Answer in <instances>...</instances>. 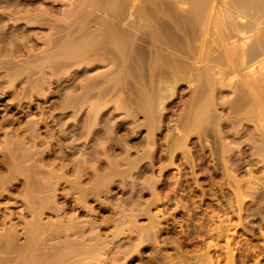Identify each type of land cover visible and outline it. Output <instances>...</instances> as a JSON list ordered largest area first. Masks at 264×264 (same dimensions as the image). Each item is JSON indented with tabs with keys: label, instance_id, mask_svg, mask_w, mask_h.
I'll return each instance as SVG.
<instances>
[{
	"label": "rangeland",
	"instance_id": "1",
	"mask_svg": "<svg viewBox=\"0 0 264 264\" xmlns=\"http://www.w3.org/2000/svg\"><path fill=\"white\" fill-rule=\"evenodd\" d=\"M81 1H83V2H81ZM81 1L80 0H54V1L53 0H0V26H1V28H0V36H1L0 37L1 38L0 39V44H1L0 45V92H1L0 93V130L2 131V132H0V177H1V179H3L5 181L4 182L5 184H3V185L4 186L6 185L2 189V191L4 190L3 194L1 195L2 197L0 196L1 197L0 198V212H1L0 214L4 213L2 215H4L5 217H7V216L10 217V218L8 217L10 219V221H9V219L7 220V218H6V221L4 223H0V225H1L0 230L2 231V229H3L2 227L4 225H2V224H5V226H6V227H4L3 231L5 230V228H7V226L9 227V224L11 223L12 220H13V222L18 220L19 222L17 221L14 224H16V226H17L20 223L18 226L22 227L23 223L20 221V219L18 217L19 216L20 217L25 216L27 218V216L24 213L19 212L20 210L22 211V209H21L22 207L19 206L20 204L18 203V202H20V200L23 196V192L21 191V189L23 188L24 177L23 176L20 177V173L19 174L15 173V171L13 170V166L12 167L10 166L12 164L11 162H13V160H12L13 157L16 156L17 152H18L17 150L14 149L15 148L14 147L15 146L14 141H16V139L21 137L20 139L24 140L25 147H26L27 151L31 150L35 147V149L33 150L34 153L32 150H31L32 152L31 151H29V152H31V154L33 153L32 155L30 154V156H33L32 157L33 160H37V165H38V163H39V165H41V163H42L44 165V169H46V170L53 169L54 171H57V172H60V171L63 172V170H66L69 174L68 175L69 177L71 175V173L69 171L72 170V167L75 166L76 162L79 163V161L81 162V160L83 162V158H85L86 164L91 166L92 161L89 159V157L92 154L99 155L98 158H100V156H101L100 160L103 159L101 161L100 160L98 161V166H99L98 171H99V173L101 172L103 174V172H104L103 170L105 167L103 166L102 163H103V161H106V157H108V156H106L108 154L106 152H108V147L111 144V147L113 146L112 147L113 154H112L110 160H112V161H119L121 159L120 157H123L125 155L123 149H130V157L132 159L138 158V156H137V153H138V155L139 154L141 155V156L140 155L139 156L142 157L141 158L142 160H143L144 154L146 157L149 158V160H147V158L145 156H144L146 159L145 161L140 162V161H142L140 159L137 162L138 166L135 165V167L136 166L137 167L136 168L134 167L133 168L134 171L132 170L129 173L130 177L129 176L127 177L126 183L121 184L123 181L121 182L120 178H115V183L109 187L112 190L109 189V191L107 193H103L105 195V197L103 194L97 196L99 198L101 197V199H100L101 201H99V199H97V197L92 199L93 201L92 200H90V202L88 201L89 207L90 208L92 207V209L94 211V214L90 213V214H93V215H90V217L92 216L91 218H93L98 224L100 223L99 226H101V227H99L98 231H100V233L102 231L101 235L103 238H107L110 236L109 238L111 239L113 237L112 236V230H114V227L112 226L113 223L111 224V222L114 221L112 219H116L115 221H117L119 219L120 214H121L120 212L123 211V205L122 204H124V206H126V207H124V213H126L127 215L131 214L130 212L132 210H133L132 213H136V214L138 213L139 214V212H140V214H142L144 205H146V204L148 205V202L150 201V199H151V201L154 200V198H153L154 196L151 194L153 192V190L155 191V194H157L159 192L157 194L158 197L161 194V197L163 199L161 197H159L160 201L157 203V205H156L157 201L156 202L153 201V203L150 206L149 213L148 212L146 214L143 213L142 215H144V216L139 214L138 224L139 223H140L139 225L142 224L141 226L145 225L144 221H145V223H146V221L148 222L149 217L153 216V214H154V216H156L155 214L159 210V212L161 211L163 213V214L161 212H160V214H159V212L157 213L158 219L162 220L161 225H160V227H162V231L160 234H158V240H156L157 242L154 239H151V240L148 239V240H144L142 242L141 238L129 237L127 235L129 237L128 238L127 236H125L128 232L125 233L124 235L123 234L119 235L118 237H116L113 240V242H112L113 244L112 243L109 244L110 246L108 245L107 247L104 248V250L99 249L101 252L98 250L97 254L100 256L96 255V258L100 262L98 260L94 259L95 257L93 258L94 262L91 260H90L91 262L90 261H86V262H89L90 264H155V263L156 264H170V263L171 264H174V263L175 264H197V262H198V264L199 263L201 264V262H203L204 264H206L207 262L209 264H230V263L231 264H264V237H263L264 236V190H263V188H264V181H263L264 180V167H262V166H264V162H263L264 152H262L260 150L262 143L258 142L259 141V138L257 135L258 134V132H257L258 127L254 126L256 124L258 125V123L255 122V121H257V118L253 117L251 119V117H250L251 121H254L256 119L254 122H251L250 120L244 122L245 124L243 122H241L242 123L241 127L239 126L240 125V123H239L238 129L240 131V128H241L242 132L237 131V129L235 130V126L233 127L234 130L232 127H229V126H226L227 128H225L224 127L225 122H222V120L224 121V119H225L224 116H227L229 111L226 110V108H223V106H218V108L216 110L217 111L216 114L222 119V120L220 119L221 120L220 124L221 123L222 124L221 125L219 124L220 126H218V127H220V128H217V127H214L211 125L209 127V130L212 131L211 136H209L210 133L208 135L204 134L205 137L209 136L208 138H204V136H202L203 135L202 133H201L202 135L201 134H199V135L198 134L197 135L192 134V135L187 136L181 130H179L180 134L177 132L175 134V132H173V130L171 131V129H173L174 126L173 125L168 126V125L173 123L174 122L173 120H175L177 118L179 111L180 112L182 111L181 108L183 106L182 104H184L183 102H185L186 100H188L192 96V83L193 82L189 83V81H186V82L184 81V82H181V84L177 87V89H176L177 94L173 98L168 100L170 104L169 103L167 104L168 105L167 106L168 112H167V114L165 113V117H164L165 119H163V123H164L163 127H161L160 130L157 129L155 131V133H152L153 137L155 138V139H153L155 141V143H154V141H153V143L152 142H150L149 144L146 143V140L152 134L150 131H148V129H146V127H143V125H141L143 123L142 121H144L143 116H134V115L129 116V115H127L126 111L123 108L121 109V103L124 101L125 96H126L125 94H124V96H123V94L120 95L121 92L120 93L118 92V95L116 94L117 97L114 95L113 96L114 98L111 96V94H109V96L114 99V102L109 96L108 97L111 100L108 97L105 98L106 95L103 97L102 100L107 99L104 102H106V103L109 102V103L108 104L105 103L103 105L104 102L101 100L103 102L101 104L104 107L101 108L102 107V105H101L100 109L102 111L100 110V113L98 114L100 124L97 123V125H95V128L92 129L93 131H90V133H89V129H87L89 127L88 124L90 123L91 118L93 119L90 107H92V104H94L93 101L96 98H97V100H96V102L95 101L94 102L95 103L99 102V100H98L99 94L101 95V93H103V90L105 91L104 86L108 85V84L104 85V80H105L106 75L112 73V71L114 69H115V72L118 69L116 67H114L113 70L111 71L112 64H110L111 62H109L110 60H108L107 58H102V60L99 59V61H97L94 58H91L90 60L79 61V64H77V63L75 64L73 62L68 63L67 67L66 66H57L56 64H54V66L49 65V66H47V68L45 66V68L43 69V71L45 73L41 70V72H43L42 73L43 78H40L42 74L38 73V71L40 70V66L38 67V65H40L39 62H41L42 60L44 61L45 60L44 58L48 55L47 52L50 51V53H51V50H53L52 48L50 49V46H51L50 42L52 43L51 47H53L52 41L56 38V37H54V35L56 34V30H57L56 28L61 29V28H63V26H64V28H67V26L70 25L73 21L82 19V18L79 19V16L80 17H81V15L84 16L83 13L85 14V17L83 19L84 20L88 19L90 21L89 24L92 23L90 25V26H92V29L94 28V26H98L97 23L100 22L101 19H102V21L104 19V21H106V22L109 21V19H111V16L109 18V16H108L109 14L108 13H107L108 15L106 14L105 9L101 8L99 11V9L95 7V2H97V1H98V3L101 2L102 3V4L100 3L101 5H103V3H104V5H106V7H107V10L109 7L111 8V6L113 5V2H111V1L107 2L108 0H104V1L95 0V2L93 4L94 0H81ZM228 1L229 0H211L213 12H212V10H210V14H212L214 17L212 16L210 18V20L213 19L212 22L213 21L214 22L212 23L210 21V23H209L210 30H209V28L207 29V30H209V32L208 31L206 32V34H205L206 38L205 37L203 38L200 36L202 39L199 38L194 43V46L200 47V52H201V46H204V44H207L208 48L205 45L206 47L204 46V48H203L204 50H203L202 55L200 52L198 53V55L203 56V60H205L204 61L205 63H203V65L208 63L209 57H210V59H209L210 63H208V64L211 67H213L214 62L210 61V60H214V61L217 60L218 63L216 61L214 63V65H217V64L218 65L213 67L214 69H218V67H219V69H220V67H221V69H223L224 67H228L230 69V66H232L231 63H228L229 61H226V60L223 61V59L225 58V56H223V53H224V55L226 53V52H224L225 51L224 48H223L224 51H221L222 49L221 50L219 49V48H222L224 46V43H222L223 42L222 41L223 28L225 29V31L232 29L231 26L229 25L230 23L228 24V22L230 21V18H228L229 15H227V18L225 15V13L228 14V12L230 10H233L232 8H228L229 6H227L224 3V2H228ZM18 2H20V3H18ZM105 3H107V4H105ZM77 5L79 6V8ZM81 5H82V7H81ZM91 6H93V7H91ZM189 6H190L189 3L186 2L183 4L179 3L178 5H176V7H173L174 10L172 12H173L174 17H176L181 22H184V20H185V22H188L190 20V23H191V21H192L191 16L192 15L189 14L188 12H186V13H188V15L186 13H184L185 11H188L190 9ZM94 7H95V9H94ZM10 8H11V10H10ZM78 11L81 14H78L79 13ZM223 11H227V12H223ZM180 13L181 14L184 13L183 14L184 16L180 15ZM77 15H78V18H77ZM175 15H177V16H175ZM189 15H191V16H189ZM66 16H68L67 19L68 20L70 19L69 21H71L68 24H65L66 22H69L68 20L65 19ZM181 16H183V17H181ZM187 16H189V17H187ZM11 17H12V19H11ZM101 17H103V18H101ZM184 17L187 19V21H186V19H184ZM63 18H64V20H63ZM126 18H129V17L126 16ZM126 18L124 17V19L127 22L128 19H126ZM180 18H182L183 20H181ZM30 19H31V21H30ZM125 20H124V22H125ZM59 21H61V22H59ZM96 21H98L96 24L93 23ZM262 21L264 22V15L262 16L261 23H263ZM62 22L64 24L63 26L61 24ZM242 23L246 24V25H250L249 27H251V28L254 27L253 24L251 23V18H249V17L242 20ZM86 24H88V23L86 22ZM187 24L190 27V24L189 23H187ZM225 24L227 26H225ZM13 26H14V28H13ZM259 27H263L262 24H260ZM53 28H55L56 30ZM64 28L62 29V31L64 30ZM64 32H65V30H64ZM51 33H52V35H51ZM214 33H216V34H214ZM180 34H181L180 37H183L182 33H180ZM208 34H209V36H208ZM219 34H222V35L220 36ZM59 35H61V34H59ZM64 35H66V33H64V34L62 33V36H64ZM39 38H41V39H39ZM219 38H220V40H219ZM199 40L200 41L203 40V41L200 42ZM14 41H16V42H14ZM42 41H44V42H42ZM45 43H47V44H45ZM201 43H202V45H201ZM209 44H210V48L213 47V49H214V50H212L213 53H211L212 51L209 48ZM212 44L213 45L215 44L216 46L215 45L213 46ZM54 45H55V43H54ZM211 45H212V47H211ZM56 46L58 47L59 44L55 45V47ZM217 46H218V48H217ZM18 47H20V48H18ZM199 47H198V49H199ZM215 48H216V50H215ZM54 50H55V48H54ZM217 50H219V51H217ZM42 52H43V54H42ZM219 52L222 55H220ZM45 53L47 55H44ZM204 53L205 54L210 53L209 54L210 56L208 58H206V57H204L205 56ZM219 55L221 56L222 62L219 59L220 58ZM42 56L44 58H42ZM211 56H212V58H211ZM38 57H39V59H38ZM105 59L108 60V62L105 61ZM199 60L200 59H198V60L196 59V61H194V63L197 61H198L197 63H199ZM203 60L201 59L200 64H202ZM35 61H37L36 62L37 64L34 63ZM88 61L91 64H89ZM224 62H227V63H224ZM28 63H29V65L31 64V67L29 65H27ZM33 63L35 64L36 67L34 65H32ZM219 64L220 65L222 64L223 67H222V65L219 66ZM108 65L110 66V68ZM23 66H25V67L29 66V67H26V69L28 70V68H29V70H31V72L34 73V74L32 73L33 76L30 75L31 72L29 73V70L28 71L25 70V67H23ZM51 67H53V68H51ZM232 67H231V69H232ZM17 68H19V69H17ZM20 68H21V70H22V68L24 70H22L20 72L19 71ZM228 68H224L223 70H226ZM8 69H10V70H8ZM35 69H37V70L34 72ZM14 70H16V71L18 70L19 72L18 71L17 72L20 74L15 76L17 74V72H15ZM12 71H14L15 73ZM23 71H27V72L24 73ZM232 71L233 70H231L230 76H228L230 74V71L226 75V79H228V81H226V83H228L230 81V84H232L233 86H235V84H237V83L238 84H240V83L244 84V83H242V82H244L243 79L246 81L249 80L248 82L250 83V81H251L250 77L244 76L242 73H239V72L233 71V73H232ZM22 72L26 76H24V74L21 75ZM28 74H29V76H28ZM37 74H39V75L41 74V75L39 76ZM232 74H234V76L236 74L237 76L233 77L234 78L233 79ZM11 75L17 77V80L14 79L15 77H12ZM36 75L39 77L38 80L41 79L40 83L37 79H34ZM18 76H19V79H18ZM31 76L33 77V79H31L32 78ZM37 76H36V78H37ZM44 77L46 78L47 82L45 81ZM10 78H12V79L10 80ZM100 78L101 79L103 78V79L101 80ZM236 78H239V79L236 80ZM42 79H44V80L42 81ZM91 80L96 81L95 85L93 84L94 81L90 82ZM41 81L42 82L45 81L44 83L45 84L47 83V84L46 85L44 83L42 84ZM238 81L239 82L241 81V82L239 83ZM28 82H30L29 86H31V84H32L34 87L33 86H31V87L27 86L29 84ZM81 82L83 85L81 84ZM87 82L90 83V85ZM36 83L38 86L36 85ZM91 83L95 87H93V85ZM39 84H42V85H39ZM97 84H99V85L101 84L102 87L98 86ZM230 84H227V86L229 87ZM40 86L42 88V92L37 91V90H40L39 89ZM83 86H84V88H83L84 90L82 89ZM108 86L110 87V85H108ZM108 86L106 87V89L109 88ZM231 86H230V90H231ZM86 87L88 89H90L92 87L94 88V90H92L93 88L90 89L92 92H94V93H91L94 96H92L90 94L92 98L89 97V98H87V100L85 99V101H87V103H89L90 105L86 104L85 101H82L81 97H80L84 93V91L85 92L89 91L88 89H86ZM100 87H101V89H99ZM224 87H226V86H223L221 88H222V91L225 92V94L223 93L225 96L223 94L219 95V97H220L219 101L220 102H223L222 100L225 101L228 97L232 96L230 94L231 91H229V88L223 89ZM25 88H27V89H25ZM32 88H35L36 90H33ZM218 88H219V90L221 89L220 87H218ZM31 90H32V92L34 91L33 96H32V94H29V93H31ZM27 91H28V93H27ZM82 91H83V93H81ZM95 91H97V93H99V94H97ZM36 92H38V93H36ZM44 93H45V95H44ZM226 94H227V96H226ZM229 94H230V96H229ZM76 95H77V97H73ZM119 95H120V98H119ZM28 96L30 97V99ZM122 96H123V100H121V103L119 104L120 99H122ZM67 97H69V98H67ZM94 97H95V99H94ZM77 98H78V100L79 99L80 100L79 101L75 100ZM92 99H94V100H92ZM74 100L76 103L73 102ZM64 102H66V106L71 105V107H74V108L77 104H80V103L83 104V102H84L83 105L85 106V104H86V106L83 107L80 104V105L76 106L75 110H72L74 108L71 109V107H67L70 109H66ZM68 102H73L72 104H75V106L72 104L67 105ZM106 105H108V106H106ZM63 106H65L64 110L62 109ZM78 107L79 108L82 107V108L77 110ZM221 109L223 110V112ZM89 110H90V112H89ZM116 110H118V111H116ZM80 112H82V113H80ZM88 112H89V114H88ZM219 112H221V113H219ZM222 113L224 115H222ZM255 113L257 114V112H255ZM100 114H102V115H100ZM87 115H89V117ZM102 117H103V119H102ZM29 118H31V119H29ZM171 119H173L172 122H171ZM28 120L29 121L30 120L36 121L37 127L39 128V130H38L36 127V130L38 131V133H39V131L41 132L39 134V139L30 138L32 136L29 134V132H27L25 130V127H24L25 124L24 123H27ZM86 121L87 122L89 121V122L87 123ZM252 123H254V125ZM248 124H250V125H248ZM22 125H23V127H22ZM140 125H141V127H140ZM252 125L257 130H255ZM96 126H98V127H96ZM211 128H213V129H211ZM236 128H237V126H236ZM21 129H22V131H21ZM115 129H116V131L114 134ZM83 130H84V132H83ZM215 130H217V131H215ZM218 130L221 131L220 135L218 134ZM223 130L226 132H224ZM244 130L247 132H245ZM47 131H48V133H47ZM170 131H171V133H170ZM174 131H176V129H174ZM234 131H237V132L234 133ZM11 132H13V133L15 132V133L13 134ZM16 132L17 133L19 132L18 135ZM149 132H150V135H149ZM25 133L29 134L30 137L28 135L26 136ZM213 133H214V135H213ZM227 133H228V135H227ZM236 133H237V135H236ZM240 133H241V135H240ZM246 133H249V134L246 135ZM253 133H256V134L254 135ZM21 134H23V135H21ZM88 134H90V135L88 136ZM178 134H179V136H178ZM215 134L217 137L215 136ZM233 134L236 137H234ZM250 134H251V137L249 136ZM6 135H8V136H6ZM10 135H12V136H10ZM170 135H173V136H170ZM180 135H182V136H180ZM200 135H201V138L199 137ZM87 136H88V138H87ZM113 136L114 137L117 136V137L114 138ZM174 136H175V138H172ZM218 136H220V138ZM177 137H182L186 141L188 140L187 146L191 152L188 154L187 153L185 154V152H184V156L182 158V155H183L182 152L183 151H177L174 155V158H173V162L175 164L170 166L169 163L166 161V160H169V158H170V157H168V154H169L168 149L170 147L169 145H171L170 142H172V140L176 139ZM10 138H12V139H10ZM111 138H113V139H111ZM251 138H254L253 140H255V141H253V140L251 141ZM255 138H257V139H255ZM2 139H3V141H2ZM4 139H6V140H4ZM33 139H35V141ZM115 139H117V140H115ZM202 139H203V141H202ZM226 139L227 140L229 139L228 140L229 142ZM243 139H245L246 142ZM8 140H10L9 142L12 141L13 143L12 142L8 143ZM36 140H38V141H36ZM216 140L218 141L217 144H216V142H217ZM109 141H112V142H109ZM35 142H36V144H35ZM166 142L169 143L168 144L169 147L165 145ZM224 142L225 143L228 142L229 144L228 143L227 144L229 145V147L235 146L238 150L233 148L232 151H234V152H229L231 150L228 151V149H227L228 146H225L227 144H225ZM237 142H238L239 146L237 145ZM121 143H124V145ZM125 143L128 144V148H127V145H125ZM219 143L221 146H219ZM223 143H224V145H223ZM7 145H8V147H6ZM10 145H11V147H10ZM217 145H218V147H221L220 150L217 147ZM231 145H233V146H231ZM29 146H32V148ZM91 146H93L94 149L91 148ZM101 146H104V147L106 146L107 149H106V147L104 149V147H101ZM141 146H142V148H141ZM223 146H225V148H226V149L224 148L225 149L224 153L227 150L228 151L227 154L230 153L229 155H225L224 153H222L221 149H223L222 148ZM12 147H14V148H12ZM118 147H119V149H118ZM145 147H147V148H145ZM166 147H167V149H166ZM133 148H134V150H133ZM201 148H202V150H201ZM44 149L45 150L47 149V150L45 151ZM96 149H98V150H96ZM103 149L105 152H103ZM145 149H147V150L148 149H151V150L155 149V151L153 152L151 150H148L149 151L148 152L146 150L148 152V154H147V152L146 153L144 152ZM215 149L216 150L218 149L221 152H219L218 150L216 151ZM239 149H240V151H239ZM6 150L9 151L8 155H7ZM37 150H38V152H37ZM49 150H51V151H49ZM131 150H133V151L131 152ZM252 150H254L255 155L253 154ZM202 151H203V153H202ZM4 152L6 153L5 157L3 156V154H5ZM40 152L42 154H40ZM142 152H144V154ZM35 153H38L39 155H41V157L39 155H36ZM43 153L45 155H43ZM103 153H106V155L104 154L105 157H102V156H104ZM162 153H164V154L166 153V155H165L166 157ZM10 154L12 156V157L10 156L12 158L11 161L9 159L10 157H7ZM64 154H65V156H64ZM100 154H102V155H100ZM149 154L153 155L152 159L150 158L151 156ZM61 155H63V157H61V160H60ZM186 155H187V157H186ZM188 155H189V157H188ZM231 155H232V157H231ZM34 156H35V158H34ZM193 156H194L195 160L193 159ZM36 157H38V159L40 157L39 160L40 161L43 160V162H38L39 160ZM240 157L242 159H240ZM189 158H191V161ZM236 158L239 160H237ZM52 159H53V161H52ZM157 159H159V160L157 161ZM245 159L248 162L243 161ZM1 160H4V161H1ZM6 160H8L9 162ZM74 160L76 162H74ZM151 160H153V162ZM221 162L222 163L224 162V163L222 164ZM237 162H238V164H237ZM239 162H241V163L243 162V163L241 164ZM261 162H262V164H261ZM89 163H91V164H89ZM4 164H6V165L3 166ZM190 165L193 166L192 169H191ZM226 165L228 166L227 167L228 169H224V166L226 168ZM6 166H9V168H11L13 170L14 174L8 168L6 169ZM240 166H241V168H240ZM101 168H102V170H101ZM136 169H137V171H136ZM139 169H140V171H138ZM162 169H163V171H162ZM221 169H222V171H220ZM255 169H256V171H255ZM58 170H60V171H58ZM151 170H152V172H151ZM192 170H194V171H192ZM10 171H11V174H8V173H10ZM132 172H133V174H131ZM4 173L7 175H10V176L12 175V177H14L13 178L14 181H13V179H9L10 176L6 177L7 175H5ZM134 173L136 175L138 173V175H137L138 177L137 176L134 177L135 176ZM15 174L17 176H15ZM145 174L146 175L148 174V175L146 176ZM229 174L231 177H229ZM232 174H233V176H232ZM143 176H144V178L146 177L148 181H150V179H149L150 176H151V179L153 181L156 178L155 182L157 181V183L155 184L156 185L155 189H152L151 187L149 188V184L144 183L143 180H145L146 178L144 179ZM152 176L155 178H152ZM234 176H235L236 180H234V178H233ZM247 177H249V179ZM157 178H158V180H157ZM237 178L238 179L240 178L241 181H239V180L237 181ZM139 179L142 183L139 181ZM253 179L256 181L254 182ZM86 180L88 181V179H86ZM9 181H11V183ZM87 181H85L84 184H86ZM132 181H133V183H132ZM139 182L141 185L138 184ZM232 182H234L233 183L234 186L232 185ZM236 182H237V184H240V182H241V184H243V185H241V186L236 185ZM246 182H248L250 184V186ZM135 183H137V184H135ZM144 184L147 186H145ZM130 185H132L134 187L132 188V186H130ZM252 185H254V186H252ZM62 186H64V183L62 184ZM62 186L59 188V190H58L59 192H63L64 190L66 191L68 189V187H66L67 185L65 186V188H67V189L63 188ZM123 186L124 187L126 186V187L124 188ZM139 186L140 187L142 186L143 188L141 189ZM236 186H240V188L236 187ZM243 187H244V189H243ZM245 187H247V188H245ZM252 187L253 188L255 187L254 188L255 191H253ZM238 188L240 190L242 188L241 192ZM249 188L252 192L249 190ZM256 188H258V189L256 190ZM62 189H64V190H62ZM233 189H235V190H233ZM237 191H238V193L239 192L241 193L240 197H242L241 195L243 193L244 198L242 197V199H243L242 201H240V198L235 196L238 194ZM130 192H132V193H130ZM258 193H260V194H258ZM124 194H125V196H124ZM153 194H154V192H153ZM151 195L153 196L152 198H151ZM106 196H107V198H106ZM61 197L62 196H60V199L58 200V204L59 205L62 204L61 206H64L65 204L67 206H69V207H67L68 216H70L71 215L70 213H72V215L74 214V216L75 215L77 217L79 216L78 218L81 220L89 218V215H87V213H86V215H87V217H86L85 213L84 212L81 213L79 211V209H76V207H74V209H73L74 202L71 200L72 198L70 196H65V198L64 197L61 198ZM18 199H20V200H18ZM255 199L257 200V202ZM253 200H255V201H253ZM117 201H118V203H117ZM145 201H147V202H145ZM133 202H134V204H133ZM17 203H18V206H17ZM109 203L110 204L112 203V205H110ZM150 203L151 202H149V204ZM108 205H109V207H108ZM130 205L132 207L135 205L134 209L131 208L132 209L131 211L129 209ZM152 205H153V207H152ZM235 206L239 207V211H238V208ZM116 207H118L117 210H121V211H117ZM120 207H121V209H119ZM92 209H91V211H92ZM137 210H138V212H137ZM233 210H235V211H233ZM95 212H96V214H95ZM118 212H119V214H118ZM12 213L14 215L16 214V216L11 217ZM158 214H159V216H158ZM17 215H19V216H17ZM95 215H97V216H95ZM131 215H135V214H131ZM146 216H149V217H146ZM106 218H108V220H110V221L112 220L110 222L111 225L105 223V220H106V222H109ZM46 219H48V218H46ZM240 219H241V222H240ZM0 222H2L1 219H0ZM103 223H104V225H103L104 227L102 226ZM19 229L20 228H18V230ZM109 230H111V231L109 232ZM217 230H218V232H217ZM19 232L21 233L22 231H19ZM108 232H109V236H108ZM216 234L218 236L220 235V238L216 237L217 236ZM128 239H129V241H128ZM130 239H131V241H130ZM214 239H215V241H214ZM18 241H20V243ZM18 241H16V242L19 246L16 247V250L21 249V251L20 250L19 251H20V254H22L23 252H25V251H23L24 245L22 244V242L25 243L26 240L24 237H22V238L20 237L18 239ZM152 241H155L156 243L152 242ZM16 242H15V244H16ZM147 242H149V243L147 244ZM50 243L53 244L52 242H50ZM153 243L156 245H153ZM227 244L229 247L227 246ZM158 245H159V247H158ZM136 246H138V247L135 248ZM156 253H157V255H156ZM163 253H165V254H163ZM18 254H19V252H18ZM232 254H233V256H232ZM113 256H115V257H113ZM166 256L167 257L169 256V258H167ZM98 257L101 258L102 260H100ZM172 257H173V259H172ZM204 257L206 259H204ZM207 257H209V259L211 258L210 261H209V259H207ZM230 257H231V262L229 263ZM181 258L182 259L184 258V260H181ZM200 258L204 259V261ZM186 259H188L190 262L187 261ZM205 260H207V261H205ZM176 261H178V262H176ZM182 261L183 262L185 261V262L182 263Z\"/></svg>",
	"mask_w": 264,
	"mask_h": 264
},
{
	"label": "bare ground",
	"instance_id": "2",
	"mask_svg": "<svg viewBox=\"0 0 264 264\" xmlns=\"http://www.w3.org/2000/svg\"><path fill=\"white\" fill-rule=\"evenodd\" d=\"M102 1H104V0H102ZM109 1L113 2V5L111 6V8L109 7L110 6L109 5L108 6L109 7L108 10H107L106 5H104V3H103V5H101L102 4L101 2H100L101 3L100 4V3H98V1L97 2H95V0L93 1V4L95 2V7L98 8L99 11H100L101 8H103V9H105L106 14L107 13L109 14V15L107 14L109 16V18L111 16V19H109V21H107V22L104 21V19H103V21L101 19L100 22H98V21L93 22L95 24L98 22L97 23L98 26H94L93 29H92V26H90L92 23L89 24L90 21L88 19H86V20L83 19L85 17L84 13H83L84 16H82V15H81V17L79 16V19L80 18H82V19L73 21L70 25L67 26V28H64V26H63L64 24L62 22L61 24H62L65 32H64V30L62 31L63 28H61V29L60 28L59 29L56 28L57 30L55 28H53V29L56 30V34L54 33L56 35V36L54 35V37H56V38L52 41L53 42V47L55 48V50H54L53 47H51L52 43L50 42V44H51L50 49L52 48L54 51L51 50V53H50V51L47 52L48 55L45 53L44 55H47V56L45 58L42 56V58H44L45 60L44 61L42 60L41 62H39L40 65H38V67L40 66V70L38 71V73L42 74L44 72L43 69L45 68V66L47 68V66H49V65H51V66L53 65L54 66V64H56L57 66H66L67 67L68 63H72V62L75 63V64L76 63L79 64V61L90 60L91 58H94L97 61H99V59L102 60V58H107L108 60H110L109 61V62H111L110 64H112L111 71L113 70L114 67H116L118 69V70L116 69L117 70L116 72H115V69H114L112 71V73L106 75V77H105L104 85L105 84L106 85L107 84L110 85V87L107 85L110 89L109 88L106 89L107 86H104L105 91L103 90V93H101V95L99 93H97V91H95L97 94H99V96H98L99 97V99H98L99 102L95 103L96 100H97V98L95 99V97H94L95 100L92 99L95 102L93 101L94 104H92V107H90L93 119L91 118V121L88 124L89 127L87 129H89V133H90V131H93L92 129L95 128V125H97V123H99L98 114L100 113V110H101L100 109V107L102 105L101 103H103L104 101L107 100V99L102 100L103 97L106 95L105 98H107L109 96V94H111V96L113 97L114 95L116 96V94L118 95V92L119 93L121 92L120 95L121 94H123V96H124V94L126 95L125 99H124V101L122 103H121V100H123V96H122V99H120L119 104L121 103V109L123 108L126 111L127 115H129V116L130 115L131 116L132 115H134V116H143V120L144 121H142L143 123L141 125H143V127H146V129H148V131H150L151 134L155 133V131L157 129L160 130V128L163 127V124H164L163 123V119H165L164 118L165 117V113L167 114V112H168L167 111L168 110L167 109V106H168L167 104L169 103L168 100L173 98L177 94L176 93V89L181 84V82L189 81V83L193 82L192 83V96L188 100H186L185 102H183L184 100L182 101L184 103V104H182L183 105L182 108H181L182 111L181 112L179 111L178 115L176 114L177 118L175 120L171 119V122H172V120L174 121L173 123H171V124L169 123L170 125H168V126H171V125L174 126V128L172 127L173 129H171V131L173 130V132H175V134H176V132L179 133L180 132L179 130H181L187 136L192 135V134H196V135L198 134L199 135L201 133L203 134V135L201 134L202 136H204V134L208 135L209 133H210L209 136H211V134H212L211 132L212 131L209 130V127L212 125L214 127L220 128L218 126H220L222 124V123L220 124L222 119L216 114L217 113L216 110H217L218 106H223V108H226V110L229 111V112L227 111L228 112L227 116H224V118H225L224 121L222 120V122H225V126H224L225 128H227L226 126H229V127H232V128L235 126V130L237 129V131H239V129H238L239 128L238 127L239 123H240L239 126L241 127L242 126L241 122L244 123L246 121H249L250 117H251V119L253 117L257 118V121H255L256 119L255 120L253 119V120L256 123H258V125L256 123H255L256 125H254V123H252V124L254 126L258 127V131H257L258 132L257 135H258V138H259L258 142L262 143L260 150L262 152H264V22L262 21L263 23H261L262 16L264 15V0H229L228 2H224L227 6H229L228 8H232L233 9V10H230L228 12V14L225 13L226 18H227V15H229L228 18H230V21L228 22V24L230 23L229 25L231 26L232 29L225 31V29L223 28V35L219 34L220 36L222 35V41H223L222 43H224V46H225V47L223 46L222 48H219V49L220 50L222 49L221 51L225 50L224 52H226L225 55L223 53V56H225V58L222 56L224 58L223 61L224 60L229 61L228 63H231L232 66H233L232 67V66L229 65L230 69L228 67H224V68H228L229 70L228 69L223 70L224 68L221 69V67H220V69H219V67H218V69H214L213 67L218 65L217 64L218 63L217 60H216L217 61V63H216L217 65H214V63L216 61L210 60V61L214 62L213 63V67H211L208 64V63H210L209 62V59H210V57H209L210 55L209 54L210 53H206V54L204 53L205 54L204 57H206V58L209 57V58H208V63L203 65V63H205L204 62L205 60H203V56H201V55L203 53L204 46L205 45L207 46V44H204V46H201V52H200V47L199 46H198L199 49H198V47L194 46V43L196 42V40H198L199 38L202 39L201 37L204 38L206 32L207 31L209 32V30H210L209 23H210V21L212 22V20H213V19L210 20V18L213 16L212 14H210V10H212V2H211V0H108L107 2H109ZM81 2H83V1H81ZM186 2L189 3L190 9L189 10L187 9L188 11H185L184 13L188 12L189 14L192 15V16L189 15L192 18L191 19L192 20L191 23H190L189 19H188L189 20L188 22H185V20H184V22H181L176 17H174L173 12H172L174 10L173 7H176V5H178L179 3L183 4V3H186ZM18 3H20V2H18ZM105 4H107V3H105ZM93 6H91V7H93ZM81 7H82V5H81ZM95 7H94V9H95ZM78 8H79V6H78ZM10 10H11V8H10ZM212 12H213V10H212ZM223 12H227V11H223ZM188 13H186V14L188 15ZM78 14H81V13L79 12ZM183 14L180 13V15H183ZM126 16H128L129 18H126ZM175 16H177V15H175ZM183 16H181V17H183ZM189 16H187V17H189ZM124 17L126 19H128L127 22L124 19ZM247 17L251 18V23L254 26L253 28L249 27L250 25H246V24L242 23V20L246 19ZM67 18H68V16H66L65 19L68 20ZM77 18H78V15H77ZM101 18H103V17H101ZM11 19H12V17H11ZM180 19L183 20L182 18H180ZM184 19H186V18L184 17ZM63 20H64V18H63ZM124 20H125V22H124ZM30 21H31V19H30ZM186 21H187V19H186ZM59 22H61V21H59ZM70 22L71 21L66 22L65 24H68ZM86 22L88 24H86ZM187 23L190 24V27H189V25ZM260 24H262L263 27H259ZM225 26H227V25L225 24ZM0 28H1V26H0ZM13 28H14V26H13ZM208 28H209V30H207ZM62 33L63 34L66 33V35L62 36ZM180 33H182L183 37H180L181 36ZM59 34H61V35H59ZM214 34H216V33H214ZM51 35H52V33H51ZM208 36H209V34H208ZM39 39H41V38H39ZM203 40H201V41H203ZM219 40H220V38H219ZM16 41H14V42H16ZM42 42H44V41H42ZM54 43H55V45L59 44V46L55 47ZM202 43H201V45H202ZM45 44H47V43H45ZM212 45H211V47H212ZM18 48H20V47H18ZM207 48H208V46H207ZM209 48H210V44H209ZM217 48H218V46H217ZM223 48H224V50H223ZM210 49H211V51L214 50L213 47L210 48ZM215 50H216V48H215ZM217 51H219V50H217ZM199 52L201 53V55H198ZM220 52H219V54L222 55ZM211 53H213V51ZM42 54H43V52H42ZM211 58H212V56H211ZM38 59H39V57H38ZM196 59L197 60L200 59L199 63H197L198 61L194 63V61H196ZM201 59L203 60L202 64H200L201 63L200 62ZM219 59L222 62L221 56H220ZM108 60L105 59V61H107V62H108ZM36 62L37 61H35L34 63H36ZM34 63L32 65L35 66ZM88 63H89V61H88ZM224 63H227V62H224ZM89 64H91V63H89ZM27 65H29V63ZM221 65L219 64V66H221ZM29 66L31 67V64ZM29 66H26V67H29ZM23 67H25V66H23ZM26 67H25V70H27ZM222 67H223V65H222ZM231 67H232V69H231ZM51 68H53V67H51ZM109 68H110V66H109ZM17 69H19V68H17ZM8 70H10V69H8ZM22 70H24V69L22 68ZM22 70L20 68L19 71L21 72ZM28 70H29V68H28ZM36 70L37 69H35L34 72ZM41 70L43 72H41ZM231 70H233L234 72L242 73L244 76L250 77L251 78L250 83L248 82L249 80L246 81L244 79H243L244 82H242L244 84H241L240 83L241 81L240 82L238 81L240 84L237 83V84H235V86L230 84V81L228 83H226V81H228V79H226V75L230 71V74L228 75V76H230L231 75ZM14 71L17 72L18 70L17 71L14 70ZM14 71H12V72H14ZM27 71H23V72L25 73ZM233 71H232V73H233ZM18 72H17V74L15 76L20 74ZM23 72L21 73V75L24 74ZM30 72H31V70H29V73ZM32 73L33 72H31L30 75L33 76L34 73L33 74ZM37 75H39V74H37ZM232 75H233L232 78L237 76L236 74H235V76H234V74H232ZM15 76H12V77H15ZM24 76H26V75L24 74ZM28 76H29V74H28ZM36 76H35L34 79L38 80L39 77L37 76V78H36ZM42 76H43V74L41 75L40 78H43ZM11 79L12 78H10V80ZM14 79L17 80V77H15ZM18 79H19V76H18ZM31 79H33V77ZM44 79L46 81L45 77H44ZM44 79H42V81ZM238 79L239 78H236V80H238ZM40 80H38L39 83H40ZM42 81H41V83L43 84L45 81L44 82H42ZM93 81L91 80L90 82H93ZM30 82H28L29 84L27 86L30 85ZM95 82L96 81H94V83H93L94 85H95ZM42 84H39V85H42ZM81 84H82V82H81ZM88 84L90 85V83H88ZM227 84H230L229 87L227 86ZM36 85H37V83H36ZM94 85H93V87H95ZM97 85L101 86V84L100 85L97 84ZM31 86H33V85L31 84ZM31 86H29V87H31ZM223 86H226L223 89L229 88V91H231L230 94L232 96L228 97L225 101L222 100L223 102H220L219 101L220 100L219 95L223 94V93L225 94V92L222 91V88H221ZM230 86H231V90H230ZM101 87L99 89H101ZM218 87H220L221 89L219 90ZM83 88H84V86L82 87V89ZM92 88H90V89H92ZM25 89H27V88H25ZM32 89L36 90L35 88H32ZM39 89L40 90H37V91H41L42 92L41 86L39 87ZM86 89H88V88L86 87ZM90 89H88L89 91H86V92L84 91V93H83V91L81 92V93H83L80 96L82 101H85V99L87 100V98L91 97V95H92L91 93H94ZM92 90H94V88ZM33 92L31 90V93H29V94H32V96H33V94H34ZM27 93H28V91H27ZM36 93H38V92H36ZM227 94H226V96H227ZM230 94H229V96H230ZM44 95H45V93H44ZM120 95H119V98H120ZM92 96H94V95H92ZM73 97H77V95L73 96ZM67 98H69V97H67ZM113 98H111V99L114 102ZM29 99H30V97H29ZM75 100L79 101L80 99L78 100V98H77ZM75 100L73 101L74 103H76ZM66 102H64L65 106H66ZM73 102H68L67 105L72 104ZM85 102H86V104L90 105L89 103H87V101H85ZM105 103L106 102H104L103 105ZM108 103H106V104H108ZM80 104H77L76 106H78ZM83 104H84V102H83ZM83 104H81V105L83 107H85L86 104H85V106ZM72 105L75 106V104H72ZM103 105H102L101 108L104 107ZM65 106H63V108H62L63 110H64ZM76 106H75V108H76ZM106 106H108V105H106ZM67 107H71V105L65 107L66 109H70V108H67ZM72 108H74V107H71V109ZM75 108L72 109V110H75ZM80 108H82V107H80ZM80 108L78 107L77 110H79ZM116 111H118V110H116ZM89 112H90V110H89ZM89 112H88V114H89ZM222 112H223V110H222ZM255 112H257V114ZM80 113H82V112H80ZM219 113H221V112H219ZM100 115H102V114H100ZM222 115H224V114L222 113ZM87 116L89 117V115H87ZM29 119H31V118H29ZM102 119H103V117H102ZM254 121H251V122H254ZM24 124L23 125L25 127V130L27 132H29V134L32 137H30L29 134L25 133L26 136L28 135L30 138L39 139V134L41 132L39 131V133H38V131L36 130V127H37L36 121L35 120H33V121H31V120L29 121L28 120V122L24 123ZM23 125H22V127H23ZM141 125H140V127H141ZM248 125H250V124H248ZM98 126H96V127H98ZM236 126H237V128H236ZM37 129L39 130L38 127H37ZM174 129H176V131H174ZM211 129H213V128H211ZM254 129H255V127H254ZM220 130H218V134L219 135L221 134ZM233 130H234V128H233ZM255 130H257V129H255ZM21 131H22V129H21ZM115 131H116V129L114 130V134H115ZM171 131H170V133H171ZM215 131H217V130H215ZM237 131H234V133L237 132ZM0 132H2V131L0 130ZM83 132H84V130H83ZM150 132H149V135H150ZM224 132H226V131H224ZM239 132H242L241 128H240ZM245 132H247V131H245ZM11 133H13V132H11ZM18 133H17V135H18ZM47 133H48V131H47ZM179 134H178V136H179ZM247 134H249V133H246V135ZM253 134L255 135L256 133H253ZM21 135H23V134H21ZM89 135L90 134H88V136ZM201 135L199 136L200 138H201ZM213 135H214V133H213ZM227 135H228V133H227ZM236 135H237V133H236ZM240 135H241V133H240ZM6 136H8V135H6ZM10 136H12V135H10ZM88 136H87V138H88ZM170 136H173V135H170ZM180 136H182V135H180ZM209 136H206V137L204 136V138H208ZM215 136H216V134H215ZM249 136L251 137V134ZM115 137H117V136H115ZM218 137L220 138V136H218ZM234 137H236V136L234 135ZM12 138H10V139H12ZM20 138L16 139V141L13 140L14 141V145H15V146L14 145L13 146L15 148L14 147H12V148H14L15 150L18 151L17 155L14 153L16 156L13 155L14 156L13 159L11 158L12 157L11 154L9 156H7V157L11 156L9 159H10V161L12 159L13 162H11L12 164L10 166L11 167L13 166V170L15 171V173H18V174L20 173V177L21 176L24 177V179H23V188L21 189V191L23 192V196H22V198L20 197L21 200L18 199V200H20V202H18V203L20 204L19 206L22 207L21 208L22 211L20 210L19 212L20 213L21 212L24 213L27 216L28 219L25 216L24 217H22V216L20 217L19 215H17V216H19L18 218L20 219V221L23 223L22 227L18 226L20 223L17 226H16V224H14L18 220L15 221V222H13V220H12L11 223L9 222L11 225L9 224V227L7 226V228H5L4 231H3V229L6 226H5V224H2L4 226L2 227L3 229L1 228L2 231L0 230V264H88L89 262H86V261H90L91 260V261L94 262V259L98 260L96 258V255L100 256V255L97 254L99 249H103L104 250V248L107 247L109 244H111L116 237H118L119 235H122V234L124 235L127 232L128 233L125 236L128 235L129 237L141 238L142 242L144 240H148V239L149 240L154 239L155 241L158 240V234H160L161 231H162V227H160L162 220L158 219V217H157V213L159 212V210L155 214L156 216H154V214H153L154 217L153 216H150V217L146 216V217H149V219L147 218L148 222L146 221V223L144 221L145 225H143L144 226L143 227V226H141L142 224L141 225H139L140 223L138 224V217H139L140 212H139V214L138 213L137 214L136 213H132L133 210L131 208L134 209L135 205L133 207L130 205V208H129L130 211L132 210L130 213L131 214H135V215H131V214L127 215L126 213H124V207H126V206H124V204H122L123 205V211L117 210L118 207H116L117 211H121L119 219L117 221H115L116 219H112V220H114V221L111 220L112 222L110 220H108V218H106V219L109 222H106V220H105V223H107V224H110V222H111V224L113 223L112 226L114 227V230H112V236L113 237L111 239L109 238L110 237L109 236V232L111 230H109V232H108V236L109 237L106 236L107 238H103L102 235H101L102 231H101V233H100V231H98L99 227H101V226H99L100 223L98 224L93 218H91L92 216L90 217V215L94 214V211H93L92 207L91 208L89 207L88 201L90 202V200L96 198L97 196L102 195L103 193H107L109 191V189H110L109 187L112 184L115 183V178H120L121 182L123 181L121 184L126 183L127 182V177L128 176L130 177L129 173L132 170L134 171L133 168L135 167V165H137V162L142 158V157H140L141 156L140 154H139L140 155L139 156L138 153H137L138 158L132 159L130 157V149H123L125 155L123 154L124 156L122 155L123 157H120L121 159L119 161H112V160H110V158H111V156L113 154V152H112V147L113 146L111 147V144H110V146H109L110 148L108 147V152H106L108 154L106 155V153H103V155L105 154L106 156H108V157H106V161H103V163L101 162L103 164V166L105 167L104 170H103L104 171L103 174L101 172H100L101 173L100 174L99 171H98V169H99L98 161L100 160L101 156H100V158H98L99 155L92 154L93 152L91 151L92 155L89 157V159L92 161V165L91 166L87 165L86 162H85V158H83V162L81 160V162L79 161V163L74 160V162H76V164H75V166L72 165L73 167H72V170L69 171L71 173V175L69 177L68 176L69 174H68V172L66 170H63V172L58 170L60 172H57V171H54L53 169H48V170L44 169V165L42 163H41V165H39V163L37 165V160H33V158H32L33 156H30L31 152L35 149V147L33 149H31L32 151L31 150L27 151L26 147H25L24 140H21ZM172 138H175V136L172 137ZM35 139H33V140L35 141ZM111 139H113V138H111ZM153 139H155V138L153 137V134H152L151 136L148 137V139L146 140V143H148V144L150 142L153 143V141H154ZM253 139L254 138H251V141ZM255 139H257V138H255ZM4 140H6V139H4ZM115 140H117V139H115ZM243 140H245V139H243ZM2 141H3V139H2ZM9 141L10 140H8V143L12 142V141L11 142H9ZM36 141H38V140H36ZM187 141L184 138H182V137H177L176 139L172 140V142H170V144H171V145H169L170 147L168 146L169 143L166 142L165 145L169 147V149H168L169 154L167 152L166 153L168 154V157H170V158H169V160H166V159L165 160L169 163L170 166L175 164L173 162V158H174V155H175V153L177 151H183L182 152L183 153L182 158L184 156V152H185V154L186 153L188 154V153L191 152L190 149H188ZM202 141H203V139H202ZM253 141H255V140H253ZM109 142H112V141H109ZM238 142H237V145H238ZM245 142H246V140H245ZM154 143H155V141H154ZM217 143H218V141L216 142V144ZM224 143H223V145H224ZM227 143H225V144H227ZM35 144H36V142H35ZM121 144L124 145V143H121ZM228 144L225 145V146L229 147ZM125 145H127V148H128V144L125 143ZM233 145H231V146H233ZM219 146H221L220 143H219ZM225 146H223L222 147L223 149H221L222 153H224V151L226 149ZM6 147H8V145ZM10 147H11V145H10ZM29 147L32 148V146H29ZM101 147H104V146H101ZM105 147H104V149H105ZM217 147H218V145H217ZM228 147H227L228 151L231 150L229 152H234V151H232L233 148L237 149L235 146L234 147H229V148ZM91 148L94 149L93 146H91ZM141 148H142V146H141ZM145 148H147V147H145ZM218 148L220 150L221 147H218ZM104 149H103V152H105ZM106 149H107V147H106ZM118 149H119V147H118ZM166 149H167V147H166ZM240 149H239V151H240ZM96 150H98V149H96ZM133 150H134V148H133ZM133 150H131V152ZM146 150L147 149L144 150L145 153L148 150H151V149H148L147 151ZM201 150H202V148H201ZM254 150H252L253 154H254ZM29 151H31V152H29ZM49 151H51V150H49ZM151 151L154 152L155 149H153ZM228 151L226 150V152L224 154L225 155H229L230 153L227 154ZM37 152H38V150H37ZM144 152H142V153L144 154ZM148 152H147V154H148ZM219 152H221V151H219ZM33 153H34V151H33ZM166 153L165 154L162 153V154H164V156H165ZM202 153H203V151H202ZM8 154H9V151H7V155ZM35 154L39 155L38 153H35ZM40 154H42V153L40 152ZM5 155H6V153L3 154L4 157H5ZM43 155H45V154L43 153ZM100 155H102V154H100ZM105 155L102 156V157H105ZM149 155L151 156L150 158L152 159L153 155H151V154H149ZM39 156L41 157V155H39ZM64 156H65V154H64ZM144 156H145V154L143 155V160L141 159L142 161H140V162H143V161L146 160L145 159L146 156L145 157ZM194 156H193V159H194ZM40 157H39V159H40ZM61 157H63V155L60 156V160H61ZM186 157H187V155H186ZM188 157H189V155H188ZM231 157H232V155H231ZM34 158H35V156H34ZM36 158L38 159V157H36ZM146 158H147V160H149L148 157H146ZM189 159L191 161V158H189ZM240 159H242V158L240 157ZM4 160H1V161H4ZM101 160H103V159H101ZM158 160L159 159H157V161ZM237 160H239V159H237ZM6 161H8V160H6ZM52 161H53V159H52ZM151 161L153 162V160H151ZM243 161H247V160L245 159ZM38 162H43V160L42 161L39 160ZM263 162H264V160H263ZM239 163H241V162H239ZM89 164H91V163H89ZM237 164H238V162H237ZM261 164H262V162H261ZM5 165L6 164H4L3 166H5ZM190 167L192 169L193 166L190 165ZM227 167H228L227 165H226V168L224 166V169H228ZM262 167H264V166H262ZM7 168L13 172V170L11 168H9V166H6V169ZM240 168H241V166H240ZM137 169H136V171H137ZM101 170H102V168H101ZM11 171H10V173H8V172L7 173L11 174ZM138 171H140V169ZM162 171H163V169H162ZM192 171H194V170H192ZM220 171H222V169ZM255 171H256V169H255ZM151 172H152V170H151ZM13 174H14V172H13ZM131 174H133V172ZM5 175H7V174H5ZM137 175H138V173H137ZM137 175L135 174L134 177H136ZM8 176H10V175H7L6 177H8ZM15 176H17V175L15 174ZM232 176H233V174H232ZM11 177H12V175L10 176L9 179H13L14 178V177H12V178ZM229 177H231L230 174H229ZM249 177H247V178L249 179ZM143 178H144V176H143ZM152 178H155V177L152 176ZM233 178H234V180H236L235 176ZM86 179H88V181ZM149 179H150L151 182L148 181L147 178H146L145 180H143L144 183L145 184L146 183L149 184V188L151 187L152 189H155V186H156L155 184L157 183V181L155 182L156 178L153 181L151 179V176H150ZM84 180L87 181L86 184H84V182H85ZM157 180H158V178H157ZM238 180L241 181L240 178L239 179L237 178V181ZM13 181H14V179H13ZM139 181H140V179H139ZM255 181L256 180H254V182ZM4 182L5 181L3 179H1V177H0V196L3 194V191H4V190L2 191L3 187L6 186V185L5 186L3 185V184H5ZM9 182L11 183V181H9ZM140 182L138 184H140ZM63 183H64V186H62ZM132 183H133V181H132ZM233 183L234 182H232V185H233ZM246 183H248V182H246ZM135 184H137V183H135ZM236 185H240L241 186L243 184H241V182H240V184H237V182H236ZM61 186L63 188H65V186H66V187H68V189L65 188V189H67L66 191L64 189H62L64 191L63 192H59L58 190H59V188ZM130 186H132V185H130ZM145 186H147V185H145ZM240 186H236V187L240 188ZM249 186H250V184H249ZM252 186H254V185H252ZM133 187L134 186H132V188ZM140 188L142 189L143 187L141 186ZM245 188H247V187H245ZM254 188H253V191H255ZM243 189H244V187H243ZM257 189L258 188H256V190ZM110 190H112V189H110ZM233 190H235V189H233ZM241 190H242V188H241ZM241 190H240V192H241ZM249 190H250V188H249ZM263 190H264V188H263ZM238 191H237V193H238ZM153 192H154V194H153ZM153 192L151 194L154 197L151 195V198L153 197L154 198L153 201H155V202L157 201L156 202V205H157V203L160 201L159 197H161V194L158 197L157 194L159 192L158 193L156 192L157 194H155L154 190H153ZM240 192L238 193L239 195L237 194L235 196L240 198V201H242L243 200L242 199L243 193L241 195L242 197H240V194H241ZM130 193H132V192H130ZM258 194H260V193H258ZM60 196H62L64 198H65V196H70L72 198L71 200L74 202L73 209H74V207H76V209H79V211L81 213L84 212L85 215L87 213V215H89V218L81 220V219L78 218L79 216L78 217L76 215L74 216V214L72 215V213H70L71 215L68 216L67 207H69V206H67L66 204L64 206H61L62 204L61 205L58 204V200L60 199ZM124 196H125V194H124ZM104 197H105V195H104ZM106 198H107V196H106ZM97 199H99V201H101L100 200L101 197L100 198L97 197ZM255 200H253V201H255ZM153 201H151V199H150L149 202H151V203L149 204V202H148V205L147 204L144 205V208H143V213L144 214H146L147 212L149 213V209H150V206L153 203ZM145 202H147V201H145ZM256 202H257V200H256ZM18 203H17V206H18ZM117 203H118V201H117ZM133 204H134V202H133ZM110 205H112V203ZM237 206H235V207H237ZM108 207H109V205H108ZM152 207H153V205H152ZM237 208H238V211H239V207H237ZM91 209H92L93 212L91 211ZM119 209H121V207ZM233 211H235V210H233ZM137 212H138V210H137ZM160 212H159V214H160ZM90 213H93V214H90ZM2 214H4V213H2ZM2 214H0V219L2 220V222H0V223H4L6 221V218H7V220L10 218L9 216L5 217ZM95 214H96V212H95ZM118 214H119V212H118ZM142 214H140V215H142ZM159 214H158V216H159ZM11 215H10L11 217H13V216L15 217L16 216V214L14 215L13 213ZM87 215H86V217H87ZM95 216H97V215H95ZM142 216H144V215H142ZM46 218H48V219H46ZM9 221H10V219H9ZM240 222H241V219H240ZM103 225H104V223L102 224V226ZM18 228H20V229L18 230ZM19 231H22V232L20 233ZM217 232H218V230H217ZM20 237L21 238L24 237L25 240H26L25 243L22 242V244L24 245L23 246V248H24L23 251H25L23 253L21 252L22 254H20L21 249L16 250V247L19 246L16 241H18V239ZM216 237L220 238V235L219 236L217 235ZM128 241H129V239H128ZM130 241H131V239H130ZM155 241H152V242H155ZM214 241H215V239H214ZM15 242H16V244H15ZM18 242L20 243V241H18ZM50 242H52L53 244H51ZM148 243L149 242H147V244ZM153 245H156V244L153 243ZM227 246H228V244H227ZM137 247L138 246H136L135 248H137ZM158 247H159V245H158ZM15 252L17 254L19 252L20 255L19 254L17 255ZM163 254H165V253H163ZM156 255H157V253H156ZM232 256H233V254H232ZM113 257H115V256H113ZM167 258H169V256ZM202 258H200V259H202ZM99 259L102 260L101 258H99ZM172 259H173V257H172ZM204 259H206V258L204 257ZM204 259H202V260L204 261ZM207 259H209V257H207ZM210 259H209V261H210ZM181 260H184V258L183 259L181 258ZM186 260L189 261L188 259H186ZM178 261H176V262H178ZM205 261H207V260H205ZM184 262L182 261V263H184ZM230 262H231V257L229 258V263ZM197 264H198V262H197ZM201 264H204V263L201 262Z\"/></svg>",
	"mask_w": 264,
	"mask_h": 264
}]
</instances>
